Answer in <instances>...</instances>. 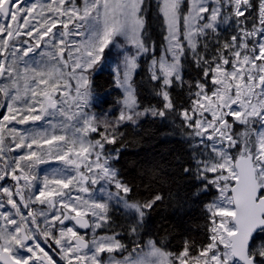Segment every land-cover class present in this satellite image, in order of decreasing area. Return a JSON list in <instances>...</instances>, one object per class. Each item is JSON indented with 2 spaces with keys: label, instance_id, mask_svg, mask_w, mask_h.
Returning <instances> with one entry per match:
<instances>
[{
  "label": "snow or ice",
  "instance_id": "6c2138e0",
  "mask_svg": "<svg viewBox=\"0 0 264 264\" xmlns=\"http://www.w3.org/2000/svg\"><path fill=\"white\" fill-rule=\"evenodd\" d=\"M110 45L115 115L93 111ZM146 116L179 119L182 172L214 193L175 250L140 238L162 177L138 198L109 147ZM0 264H264V0H0Z\"/></svg>",
  "mask_w": 264,
  "mask_h": 264
},
{
  "label": "trees",
  "instance_id": "16d2710c",
  "mask_svg": "<svg viewBox=\"0 0 264 264\" xmlns=\"http://www.w3.org/2000/svg\"><path fill=\"white\" fill-rule=\"evenodd\" d=\"M150 31L152 38L159 44L158 25L153 24ZM147 59H141L142 68L135 77L141 106L158 104L146 79H142L146 78ZM188 74L194 75V72L190 70ZM92 79L94 92L103 95L100 108L115 105L122 97L110 70L100 69L93 74ZM179 124V119L175 117L160 119L146 116L136 125L127 124L121 129L125 133L122 144L109 146L120 148L119 161L115 166L126 180L137 186L138 198L146 199L151 194L147 186L153 180V169L162 177L163 184L157 180L151 191L160 189L165 199L149 211L140 238L158 240L170 250L177 249L185 237L197 240L203 238V205L214 196V193L195 196L196 181L182 172L183 165L188 162L189 152ZM119 217L117 222L126 225V218L121 213Z\"/></svg>",
  "mask_w": 264,
  "mask_h": 264
},
{
  "label": "rangeland",
  "instance_id": "374dc122",
  "mask_svg": "<svg viewBox=\"0 0 264 264\" xmlns=\"http://www.w3.org/2000/svg\"><path fill=\"white\" fill-rule=\"evenodd\" d=\"M119 52L120 50L113 47V46H109V49H106L105 50V57L104 59H102V61L100 62V64L97 66L96 68V71L97 72L98 70L100 69H108L111 71L112 73V78L114 79V76H113V72H114V68L116 66V64L118 63L119 59H120V55H119ZM94 72V73H95ZM93 73V74H94ZM116 86V85H115ZM121 90V89H120ZM122 92V90H121ZM94 96H95V100L93 101L94 103V107H93V111L96 112V113H103V112H111L113 113L114 115L115 114H118L119 112V109L121 107L119 101L121 100L122 97H120L116 104L115 105H112V106H108V107H105V108H100V102H101V97L103 96L102 94H99L94 92ZM144 118V117H142ZM140 118V119H142ZM56 161H52L51 163H55Z\"/></svg>",
  "mask_w": 264,
  "mask_h": 264
},
{
  "label": "flooded vegetation",
  "instance_id": "af4514ba",
  "mask_svg": "<svg viewBox=\"0 0 264 264\" xmlns=\"http://www.w3.org/2000/svg\"><path fill=\"white\" fill-rule=\"evenodd\" d=\"M57 163L58 162H55V163H49V164H46V165H42L41 166V169L43 170V169H47V168H51V167H55V166H57ZM119 212H114L113 213V215H114V218L117 220V219H120V217H119ZM83 231V230H82ZM141 239H143V238H141ZM144 240V239H143ZM144 241H147V240H144ZM125 242H128V237H125Z\"/></svg>",
  "mask_w": 264,
  "mask_h": 264
}]
</instances>
